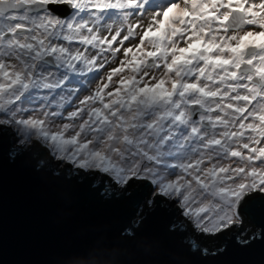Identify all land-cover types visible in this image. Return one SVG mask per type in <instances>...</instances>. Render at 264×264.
<instances>
[{"label": "snow or ice", "instance_id": "1", "mask_svg": "<svg viewBox=\"0 0 264 264\" xmlns=\"http://www.w3.org/2000/svg\"><path fill=\"white\" fill-rule=\"evenodd\" d=\"M5 159L115 209L90 264H264V0H0Z\"/></svg>", "mask_w": 264, "mask_h": 264}, {"label": "water", "instance_id": "2", "mask_svg": "<svg viewBox=\"0 0 264 264\" xmlns=\"http://www.w3.org/2000/svg\"><path fill=\"white\" fill-rule=\"evenodd\" d=\"M65 190L62 182L35 175L22 163L12 165L7 159L3 161L0 264H57L74 253H84V249L73 246L91 241L97 232L108 227L115 215L114 208L100 205L86 187L74 188L71 199L64 196ZM231 231L235 232L219 235L220 244L219 237L200 242L209 248H222L234 242L236 229ZM111 259L114 264H161L168 257H146L134 252L120 253Z\"/></svg>", "mask_w": 264, "mask_h": 264}, {"label": "clouds", "instance_id": "3", "mask_svg": "<svg viewBox=\"0 0 264 264\" xmlns=\"http://www.w3.org/2000/svg\"><path fill=\"white\" fill-rule=\"evenodd\" d=\"M57 264H90V254L74 253L66 259H62Z\"/></svg>", "mask_w": 264, "mask_h": 264}, {"label": "rangeland", "instance_id": "4", "mask_svg": "<svg viewBox=\"0 0 264 264\" xmlns=\"http://www.w3.org/2000/svg\"><path fill=\"white\" fill-rule=\"evenodd\" d=\"M253 226L254 225L252 223H250V222L246 223L245 224L246 232H248ZM218 237H219V235L216 236L215 238H209L207 236H201V239L202 240H209V239H217Z\"/></svg>", "mask_w": 264, "mask_h": 264}, {"label": "flooded vegetation", "instance_id": "5", "mask_svg": "<svg viewBox=\"0 0 264 264\" xmlns=\"http://www.w3.org/2000/svg\"><path fill=\"white\" fill-rule=\"evenodd\" d=\"M230 232H235V231H230ZM229 234V233H228ZM222 240V238H221V236L219 237V239H218V242H219V244H220V241Z\"/></svg>", "mask_w": 264, "mask_h": 264}, {"label": "trees", "instance_id": "6", "mask_svg": "<svg viewBox=\"0 0 264 264\" xmlns=\"http://www.w3.org/2000/svg\"><path fill=\"white\" fill-rule=\"evenodd\" d=\"M219 239V238H218ZM205 241V240H204ZM202 245H204V242H201ZM219 245V244H218Z\"/></svg>", "mask_w": 264, "mask_h": 264}]
</instances>
